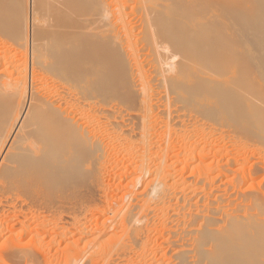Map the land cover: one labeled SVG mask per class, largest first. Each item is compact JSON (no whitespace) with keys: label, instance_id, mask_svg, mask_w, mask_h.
<instances>
[{"label":"bare ground","instance_id":"1","mask_svg":"<svg viewBox=\"0 0 264 264\" xmlns=\"http://www.w3.org/2000/svg\"><path fill=\"white\" fill-rule=\"evenodd\" d=\"M262 70L264 0H0V159L5 151L0 160V211L12 214L6 216L9 222L0 218V243H11L0 250V264H40L37 252L48 231L26 224L25 211L30 207L53 206V212L61 213L70 206L69 210L74 207V212L83 214L87 206L83 192L100 187L103 165L114 149L126 144L119 128L100 125V106L136 100L142 110L139 144L133 148L129 142L123 148L125 155L120 152L125 157L122 162L128 161L135 171L127 185L130 190L126 188L123 194L133 196L137 203L126 209L121 204L115 211L112 205L118 198L114 195L102 207L115 213L113 219L123 215L121 227L127 243L113 247L108 244L112 236L99 240L110 231L113 219L97 228L100 233L92 238L93 227L88 234L78 219L75 232L63 228L58 234L65 247L64 255L59 250L63 255L59 264H137L131 254L137 258L143 250L154 255L161 252V246L155 247L158 240L151 241L153 233L156 239L167 237L162 247L170 256L162 249L160 261L143 258L144 264H264V178L256 191L251 181L264 175ZM190 113L211 121L208 137L218 132L233 149L254 150L258 160H249L253 177L248 172L247 179L246 174L240 177L253 183H247V189L252 186L254 192H236L233 199L221 194L218 178L227 176L229 164L228 170L223 165H204L211 164V160L205 163V152L213 148L192 142L201 130L197 122L190 123L197 116ZM173 119L179 129L170 131L176 140L172 142H180L179 148L191 146L175 163L181 164L179 173L194 163L195 169L211 168L194 172L192 166L195 181L175 180L170 173L173 165L166 164L155 145L151 147L155 122L163 125ZM246 140L260 147H246ZM146 175L150 176L143 187L146 194H134V184ZM201 183L203 187L198 188ZM200 200L206 202L202 205ZM141 201L145 207L139 206ZM97 202L92 208L100 211ZM147 229L153 230L152 239L149 233L144 238ZM75 236L84 248L74 247L72 252L68 247ZM24 238L38 247L35 253L20 246ZM48 259L45 264H50Z\"/></svg>","mask_w":264,"mask_h":264},{"label":"rangeland","instance_id":"2","mask_svg":"<svg viewBox=\"0 0 264 264\" xmlns=\"http://www.w3.org/2000/svg\"><path fill=\"white\" fill-rule=\"evenodd\" d=\"M28 8H29V6H28ZM135 68L133 67V65L131 66V70H134ZM147 68L145 67L144 68V70H146ZM261 79H262V81L264 82V70H262V72H261ZM247 95V94H246ZM248 96V95H247ZM246 96V97H247ZM138 100H136L134 103H127V102H119V101H115V105L113 104V106L114 107H112L111 105V103H103L100 107H101V109H102V111H101V113H100V115L101 116H99V118H100V120H101V122L100 123H102V124H100L101 126H104V127H106L107 126V124H109V125H111V126H113V127H117V128H119V130H120V133H121V135H120V138L121 137H123V138H121V139H123V141L125 140V141H127V142H125L124 141V144L126 143H129V147H133L134 148V146L135 147H137V144H139L138 143V141H139V139H138V137H140V127L139 126H141V113H142V110H140L141 108H140V106L138 105V102H137ZM129 104V105H128ZM136 104H137V106H136ZM110 105V106H109ZM103 107V108H102ZM110 108V110H109V108ZM132 107V108H131ZM112 108H114V109H112ZM135 108V109H134ZM136 108L138 109L137 111H136ZM134 111H133V110ZM131 110V111H130ZM106 111V112H105ZM112 111V112H111ZM111 112V113H110ZM128 112V113H127ZM102 113H104V114H102ZM108 113V114H107ZM114 113V114H113ZM140 113V114H139ZM110 114H111V116H110ZM120 114V115H119ZM138 114V115H137ZM132 115V116H131ZM134 115V116H133ZM137 115V116H136ZM190 116L192 115V116H196L197 114L196 113H190L189 114ZM202 114H198L195 118H193V120H191L192 122H190L191 124H193V122L195 123V122H197V123H195V126H196V128H198L197 130H199V132H200V130H201V132L203 133V134H201V132H200V136H195L194 138H193V141L192 142H194V141H198V143L200 144V145H202V143H207V145H210V147L211 148H213V150L211 149L210 151L208 150V151H206L205 153L208 155V156H206L205 155V157H207L206 158V162L205 163H208V162H210V160H211V164H204V165H212V167H217V166H221L222 167V165L223 166H227V163L229 164V173L227 174V178L226 177H220V178H218V180L220 181V184H219V181H218V183H216L217 185L219 184V186H218V188L220 187V189L219 190H221L220 192H221V194L222 193H224V195L226 196V197H231V199H233V196L235 195V193L237 192V193H239V192H245V190L248 188V186H247V183H248V185L250 184V185H253V183L251 182V181H253L254 182V188L251 186V188L249 187V189H247L246 190V192H248V193H251V192H249V190L250 189H254V191H256L257 190V188L259 189L262 185V181H263V178H264V175L263 174H259L260 176H254V178H252L253 180H251V181H243V180H241L242 178H243V175L244 174H246L247 172L248 173H250L251 175L253 174L252 172L253 171H251V165L253 164V162L255 161L256 162V159L258 160V156L255 154V152H254V150H253V152L252 151H250V148H243V147H239V148H241V149H239L238 147H236V148H232L231 146H229L230 144H228L226 141H227V139L225 138V137H223L224 135H220L218 132H214L212 135H211V137H208V136H210V135H208V133H209V128H208V124H210V120H209V122H208V120H207V117L205 116L204 117V115H203V118H202V116H201ZM117 116V117H116ZM139 116V117H138ZM109 119H108V118ZM112 117H113V119H112ZM120 117V118H119ZM135 119H134V118ZM103 118V119H102ZM106 118V119H105ZM114 118H117V119H115L114 120ZM118 118H119V120H118ZM139 118V119H138ZM206 118V119H205ZM126 119V120H125ZM156 119V118H155ZM158 119V118H157ZM166 120H169L168 118H165ZM165 119H163V120H165ZM186 119H189L190 120V118H187L186 117ZM198 119V120H197ZM200 119V120H199ZM209 119V118H208ZM105 120H107V121H105ZM113 120V121H112ZM123 120V121H122ZM130 120H131V122H130ZM133 120V121H132ZM103 121V122H102ZM109 121V122H108ZM116 121V122H115ZM126 121V122H125ZM203 123H202V122ZM121 122H122V124H121ZM128 122V123H127ZM175 122H176V120L175 119H173L172 120V122H171V120L170 121H164V123H162L163 125H161L160 124V122H159V120L158 121H156L155 122V128L153 129L152 128V130H151V138L153 139V140H151V138L149 139L150 141H151V147L152 148H154V145H155V148H156V151H158V149H159V152H160V154H162V156H163V158L165 159H167V165L169 166V164H172L173 166V168L172 169H170V170H172V171H170V173L171 172H173V173H171V175L173 174L174 176V179L176 178L177 180H187L188 178L189 179H191L192 178V180L193 181H195V179H196V175H194V179H193V175L192 174H190V171H191V168H192V166L194 167V172H196L197 171V169L200 171V172H203V171H205L206 169L207 170H210V169H208V167H206V166H204V165H202V166H200L199 168H197V169H195V167H196V165H191V167H189L187 170H185V172H184V170H183V173H179L180 171V168H181V164H175V163H177V162H179L180 163V161L183 159V157L185 156V154L187 153V151L188 150H186V149H189L188 147H191L189 144H187L186 146H187V148H185V145H183L184 147H182V148H179V146H180V142L178 143V141H177V143H174L176 140H175V137H174V135H173V133H174V131H173V128H176V129H179V126H174V124H175ZM200 122V123H199ZM207 124H205V123ZM114 125H113V124ZM134 123H136V125L134 124ZM139 125H138V124ZM157 123V124H156ZM166 123V124H165ZM202 123V124H201ZM118 124H120L119 125V127H118ZM123 124H124V127H123ZM127 126H126V125ZM205 124V125H204ZM172 126L171 128H169L170 126ZM197 125H198V127H197ZM204 125V126H203ZM157 126H158V128H157ZM164 126V127H163ZM168 126V127H167ZM210 126H211V124H210ZM121 127V128H120ZM123 127V128H122ZM125 127H126V129H125ZM166 127V128H165ZM202 127V128H201ZM205 127V128H204ZM130 128V129H129ZM132 128V129H131ZM161 128V129H160ZM200 128V129H199ZM208 130H207V129ZM214 128H217V126H215ZM124 129V130H123ZM135 129V130H134ZM165 129V130H164ZM167 129H168V131H167ZM204 129V130H203ZM129 130H131V131H129ZM154 130V131H153ZM160 130V131H159ZM127 131V132H126ZM153 131V132H152ZM166 131V132H165ZM170 131H173V133L172 132H170ZM208 131V132H207ZM123 132H125L124 134H122ZM137 132V133H136ZM139 132V133H138ZM157 132V133H156ZM159 132V133H158ZM161 132V133H160ZM132 133V134H131ZM136 133V134H135ZM153 133H156V135L155 134H153ZM164 133V134H163ZM206 133V134H205ZM137 134H138V136H137ZM159 136H158V135ZM163 134V135H162ZM219 134V135H218ZM124 135V136H123ZM154 135H155V137H154ZM160 135H162V136H160ZM165 135V136H164ZM169 135V136H168ZM202 135V136H201ZM207 135V136H206ZM130 136H131V138H130ZM136 136V137H135ZM158 136V137H157ZM172 137V139H171V137ZM219 136H221V137H219ZM135 137V138H134ZM163 137H165V140H164V138ZM167 137V138H166ZM199 137V138H198ZM201 137V138H200ZM206 137V138H205ZM204 140H203V139ZM221 138V139H220ZM134 139V140H133ZM166 139H167V141H166ZM168 139H169V141H168ZM195 139V140H194ZM197 139V140H196ZM205 139H206V141H205ZM213 139V140H212ZM215 139V140H214ZM224 139H226V140H224ZM130 140H132V141H130ZM157 142H156V141ZM164 140V141H163ZM171 140V141H170ZM209 140V141H208ZM212 140V141H211ZM155 141V142H154ZM172 141H174V142H172ZM247 142H246V147L247 146H252L251 148L252 149H257V148H259L260 146H258L257 147V145H260V144H258V143H256L255 141H251L250 142V144H249V141L250 140H246ZM160 142V143H159ZM161 142H162V144H161ZM168 142V143H167ZM216 144H215V143ZM136 143V145H134ZM155 143V144H154ZM171 143V144H170ZM172 143L175 145H172ZM209 143V144H208ZM217 143H219V144H217ZM257 144L256 146L255 145H252V144ZM122 145V147H120V150H121V152L125 155V152H124V149H126V148H128V144L127 145ZM169 146H171L172 145V147L170 148V146L168 147L167 145ZM178 144V145H177ZM213 144H214V146H213ZM222 144V145H221ZM132 145H134V146H132ZM166 145V146H165ZM220 145V146H219ZM224 145V146H223ZM125 146H127V147H125ZM157 146V147H156ZM159 146H160V148H159ZM177 146V147H176ZM253 146L254 147H257V148H253ZM163 147L166 149V150H168V149H170L171 151L170 152H168V151H166L165 149H163ZM231 149H230V148ZM124 148V149H123ZM175 148V149H174ZM183 148H185V149H183ZM180 149V150H179ZM221 149V150H220ZM236 149V150H235ZM238 149V150H237ZM244 149V150H243ZM251 149V150H252ZM120 150H118V148H116V151H115V149H114V151H113V154L111 153V157H109V160L106 162L107 164H105V166L103 165V168H102V170H101V173H100V178H102V179H99V186L100 187H98V189H96V191L95 192H97V190L98 191H100L99 192V194H98V197H97V194L95 193V192H93L94 190H95V187L94 186H91L90 188L91 189H93V190H91L90 188L87 190V191H84L83 192V195L85 196L86 195V200H85V198H83V200H84V202H87V206H86V208L85 209H87V210H83V214L81 213V214H79V213H77V212H74L75 210H74V207L73 208H70L71 210H69V208L68 207H70V206H68L67 207V209H65V210H63V211H61V213H60V211H56L55 210V208H54V212L56 213V217H55V213L53 212V206L52 207H43L42 206V208H41V204L39 205V204H35V206L34 207H30L28 210H26L25 211V214H26V216H25V219H26V221H27V225H29V227H31L32 229H41V230H43V231H48V236L44 239V245L43 246H41L42 248H41V250L39 251V252H37L40 256H41V258H40V256H38L37 255V253L35 254V255H37L38 257H39V260L41 259V261H40V264H45L46 262V258L49 260V263L50 264H59L60 263V261H61V257L65 254V250H64V253H63V249H65V247H64V245L61 243L60 244V241H59V238H60V236L59 235H61V233H62V230L61 229H63V228H65L67 231H69L71 234H72V232H75V230H77V228L79 227L78 226V222H76V220H78V219H80V221H81V224H83V226H84V229L86 228L87 230V232L88 231H90L91 229H92V227H93V229L92 230H94L95 231V233H93L94 231H92L91 233L90 232H88V234L90 233L91 234V236L89 235V237L90 238H92V237H94V236H98L99 234L98 233H100V232H97V231H99V229H101V225L103 224V223H105V222H107L109 219H113L114 217L113 216H115V213H108V207H105V209L104 208H102L103 206H104V202H105V200L107 199V200H110L111 198H113V196L114 195H116V197L118 198V200H116L115 201V203L112 205L116 210L115 211H117L120 207V205H121V207H124V209H126V208H128L129 206H133V204L134 205H136V201L133 199L132 200V197L130 198V196H128L129 198H130V203H129V198H127V196L126 197H124V194L126 193V188H128V184H129V182L135 177V171H134V167L132 166V165H130L129 164V162L128 161H123L122 162V160H121V158L123 159V158H125V157H123L124 155L122 154L121 155V152H120ZM184 150V151H183ZM117 151H118V153H117ZM182 151H183V153H182ZM211 151H212V153H211ZM5 152V151H4ZM4 152H3V156H4ZM163 152H165L164 154H163ZM166 152H167V154H166ZM186 152V153H185ZM257 152V151H256ZM120 153V154H119ZM174 153V154H173ZM180 153V154H179ZM237 155H236V154ZM247 153V154H246ZM118 156H117V155ZM177 154V155H176ZM182 154V155H181ZM166 155H169V156H167V157H165ZM179 155V156H178ZM256 155V156H255ZM2 155H1V159H2V157H3ZM122 156V157H121ZM171 156V157H170ZM175 156H177V157H175ZM180 156H182V158L180 157ZM219 156V157H218ZM221 156V157H220ZM237 156V157H236ZM252 156V157H251ZM173 157V158H172ZM254 157V158H253ZM119 158H120V161H119ZM175 158V159H174ZM253 158V159H252ZM0 159V160H1ZM111 159V160H110ZM113 159H114V163H113ZM178 159H180V160H178ZM233 159H234V161H233ZM239 159H241V160H239ZM243 159V160H242ZM123 160H125V159H123ZM225 160H227V161H225ZM253 161V162H250V161ZM111 161V162H110ZM216 161V162H215ZM116 162V163H115ZM122 162V163H121ZM224 162V163H223ZM120 163V164H119ZM127 163V164H126ZM169 163V164H168ZM219 163V164H218ZM251 163V164H250ZM111 164V165H110ZM121 164H122V166H121ZM246 164V165H245ZM263 164H264V162H263ZM108 165V166H107ZM115 165V166H114ZM124 165H125V167H124ZM235 165V166H234ZM238 165V166H237ZM112 166V167H111ZM130 166H131V168H130ZM234 166V167H233ZM246 166V167H245ZM174 167H175V169H174ZM203 167V169L204 168H206V169H204L203 171H202V168ZM224 167V168H225ZM250 167V168H249ZM106 168V169H105ZM121 168V169H120ZM133 168V170H131ZM223 168V167H222ZM243 168V169H242ZM248 168V169H247ZM105 169V170H104ZM122 169H123V171H122ZM131 171H130V170ZM173 169L176 171L175 173H174V171H173ZM225 169H227V167L225 168ZM224 169V170H225ZM125 170V171H124ZM228 170V169H227ZM239 170L241 171V172H239ZM247 170V171H246ZM107 171V172H106ZM113 171V172H112ZM198 171V172H199ZM106 172V173H105ZM109 172V173H108ZM129 172V173H128ZM178 172V173H177ZM122 173V174H121ZM242 173V174H241ZM247 173V174H248ZM130 174V175H129ZM134 174V175H133ZM247 174L245 175V177L247 176ZM102 175V176H101ZM123 175V176H122ZM126 175V176H125ZM181 175V176H180ZM215 175V174H214ZM254 175V174H253ZM253 175H252V177H253ZM262 175V176H261ZM121 176V177H120ZM230 176V177H229ZM150 176H148L147 177V175L140 181L141 183H135L134 184V187H133V189L132 190H134L133 192H134V194H138V193H142V191L144 192L145 190V184H147V182L149 181V178ZM240 177H241V179H240ZM122 178V179H121ZM128 178V179H127ZM222 178V179H221ZM120 179V180H119ZM124 179V180H123ZM175 179V180H176ZM246 179H247V177H246ZM104 180V181H103ZM123 180V181H122ZM128 180V181H127ZM240 180V181H239ZM245 180V179H244ZM102 182V185H100L101 184V182ZM114 181V182H113ZM118 181H120V182H118ZM145 181H147V182H145ZM239 182V183H238ZM241 182H242V184H241ZM105 183V184H104ZM121 183V184H120ZM126 185H125V184ZM120 184V185H119ZM235 184V185H234ZM239 184H241L240 186H239ZM260 184V185H259ZM199 186H198V188H201V187H203L202 185H203V183H201V184H198ZM249 185V186H250ZM123 186V187H122ZM136 186V187H135ZM260 186V187H259ZM118 187V188H117ZM143 187H145L144 189H143ZM239 187V188H238ZM244 187V188H243ZM130 188H132V186H130ZM233 188H234V190H233ZM118 189V190H117ZM124 189V190H123ZM129 189V188H128ZM118 192H117V191ZM130 190V189H129ZM200 189H198V191H199ZM237 190H239V191H237ZM90 191V192H89ZM146 191H147V189H146ZM146 191H145V193L144 194H146ZM250 191H253V190H250ZM253 191V192H254ZM85 192H87V194L89 195V197H87L88 195L85 193ZM90 194H89V193ZM94 194L95 193V195H96V197H97V200L99 201V204H98V202H97V200L95 199L96 197H95V195H92V197L94 198V200H93V198L91 197V194L92 193ZM85 193V194H84ZM122 193V194H121ZM124 193V194H123ZM133 194V195H134ZM143 194V193H142ZM143 194V195H144ZM99 195H101V196H99ZM112 196V197H111ZM110 197V198H109ZM90 198H92L91 200H88L87 201V199H90ZM120 198V199H119ZM134 198V197H133ZM147 199H149V197L147 198ZM93 200V202H91ZM101 200V201H100ZM104 201V202H103ZM201 201V203H202V205L206 202V200H200ZM88 202H91V203H89L88 204ZM97 202V204H98V206H100V208H99V210L100 211H98V210H96L94 207L92 208V206H93V204H95ZM136 202V203H135ZM142 202V205H141V203H139V206H141V207H145L146 206V202L145 201H141ZM143 202H144V204H143ZM126 203V204H125ZM127 203H129L128 205H127ZM131 204V205H130ZM124 205V206H123ZM91 206V207H90ZM37 207V208H36ZM8 208V207H7ZM45 208H47V210L45 209ZM9 209H11V208H9ZM51 209V210H50ZM95 209V210H94ZM74 210V211H73ZM88 210H89V212H88ZM94 210V211H93ZM102 210V211H101ZM106 210V211H105ZM11 211V210H10ZM44 211H46L45 213H44ZM48 211L50 212L49 214H48ZM66 211V212H65ZM68 211V212H67ZM73 211V212H72ZM98 211V212H97ZM6 214H5V213ZM72 212V213H71ZM0 218L1 219H3V221L4 222H9V220H8V218H7V221H6V216H8V215H10V214H8L7 213V210L5 209H3V210H1L0 211ZM5 214V216H4V214ZM59 213V214H58ZM68 213V214H67ZM76 213V214H75ZM87 213V214H86ZM44 214V215H43ZM54 214V215H53ZM100 214V215H99ZM12 215V214H11ZM10 215V216H11ZM52 215V216H51ZM57 215H59L58 217H57ZM80 215V216H79ZM112 215V216H111ZM119 215H121V216H123L122 214H119ZM45 216V217H44ZM51 216V217H50ZM66 216V218H64ZM79 218H78V217ZM103 216V217H102ZM121 216H118V218H117V216L115 217V219H113V223H109V224H111L110 226H112V228H110L109 230L110 231H108V233L107 234H105V235H103V236H99L100 238H99V240L100 241H104V240H108L111 236V239H110V241H111V243H109L108 242V244L110 245L111 244V246H113V247H117V244L118 245H121L120 243H122V244H125V243H127V238H126V236H125V233H123V230H122V217ZM38 217V218H37ZM61 217V218H60ZM81 217L83 218V219H85L84 221H83V219L81 220ZM85 217V218H84ZM112 217V218H111ZM121 219H120V218ZM47 218V219H46ZM53 218H55V220L53 219ZM57 218V219H56ZM60 218V219H59ZM117 218V219H116ZM46 219V220H45ZM62 219V220H61ZM108 219V220H107ZM33 220V221H32ZM50 220V221H49ZM106 220V221H105ZM119 220V221H118ZM48 221V222H47ZM60 221V222H59ZM90 221V222H89ZM35 222V223H34ZM115 222V223H114ZM116 222H117V225H116ZM120 222V223H119ZM10 223H11V221H10ZM13 223V222H12ZM44 223V224H43ZM57 223V224H56ZM100 223V224H99ZM42 224V225H41ZM88 224V225H87ZM91 224V225H90ZM112 224H114V225H112ZM77 225V226H76ZM100 227H99V226ZM34 228H33V227ZM98 226V227H97ZM115 226V227H114ZM117 226V227H116ZM52 227V228H51ZM67 227V228H66ZM89 227V228H88ZM49 228V229H48ZM76 228V229H75ZM97 228H98V230H97ZM117 228V229H116ZM115 229V230H114ZM118 229H119V231H118ZM120 229L122 230L121 231V233H120ZM71 230V231H70ZM97 230V231H96ZM113 232H112V231ZM50 231V232H49ZM118 231V232H117ZM152 231V232H151ZM57 232V233H56ZM146 232H147V234H146ZM60 233V234H59ZM112 233V234H111ZM148 233H149V238L152 236V233H153V230H149V229H147V231L145 230V233H144V238H146V237H148ZM150 233H151V235H150ZM50 234V235H49ZM55 234H56V236H55ZM59 234V235H58ZM92 234H94L93 236H92ZM111 234V235H110ZM115 234V235H114ZM118 236H117V235ZM120 234H121V236H120ZM147 235V236H146ZM7 236V235H6ZM55 236V237H54ZM58 236V237H57ZM88 236V235H87ZM87 236H86V239H89V237L87 238ZM109 236V237H108ZM49 237V238H48ZM53 237V238H52ZM121 237V238H120ZM155 237H157L154 233H153V236H152V238H150V239H152L151 241H153V240H158V241H156L157 243V245H155V247H157L158 245V247H160L161 246V252H160V250H159V254H157V255H154L153 254V252H151L150 253V251L149 250H143V251H140V252H142V253H140V257L139 256H137V258L136 257H134L132 254L130 255L132 258H134V260L136 261L137 260V264H144V261H146V260H149L151 257L152 258H156L158 261H160L161 260V258H163V257H161V255L162 254H164L167 250H166V247H162V243H163V241H164V239L166 240L167 239V237L166 238H163V239H156ZM50 239V240H48V239ZM124 238V239H123ZM58 241H56V240ZM75 239H77V237L75 236L74 237V241H75ZM85 239V240H86ZM102 239V240H101ZM117 239H118V241H117ZM48 240V241H47ZM116 240V241H115ZM121 240V241H120ZM162 240V241H161ZM49 241H50V243H49ZM54 241V242H53ZM124 241V242H123ZM29 241V239L28 238H24L23 240H20V246L21 247H23V248H26V247H29L32 251H34V253H35V247H36V245L34 244V243H32V242H30ZM45 242H47L46 244H45ZM51 242H53V243H51ZM159 242V243H158ZM19 243V242H18ZM79 243H81V244H79ZM78 243V241L76 242H74L71 246H69L68 248L70 249L71 247V249L70 250H72L74 247L76 248V250L77 249H83L84 248V245H83V242H79ZM117 243V244H116ZM11 244V243H10ZM8 245V242H7V244H3L2 242L0 243V250H3V249H5V248H7V247H10L11 245ZM53 244V245H52ZM150 244L151 245H153V243L152 242H150ZM161 244V245H160ZM5 245H7V246H5ZM150 245V246H151ZM154 245L151 247L153 250H154ZM46 246V247H45ZM48 246V247H47ZM57 247V248H56ZM83 247V248H82ZM157 247V248H158ZM38 247H36V249H37ZM47 248H48V250H49V252L48 251H46L47 250ZM59 248V249H58ZM67 248V249H68ZM46 249V250H45ZM66 249V250H67ZM68 249V250H69ZM165 251H163V250ZM44 250H45V252L46 253H48V254H46L45 252H44ZM55 250V251H54ZM57 250V251H56ZM59 250H60V252L62 251V253H63V255H62V253H60L59 252ZM69 250V251H70ZM75 249H73L72 250V252H74V251H76ZM155 250H156V248H155ZM55 252V253H54ZM143 252H145V253H143ZM44 253H45V255H44ZM168 253H169V255H168ZM51 256H50V255ZM57 254V255H56ZM144 254V255H143ZM161 254V255H160ZM49 255V256H48ZM60 255H62L61 257H60ZM167 255L168 256H170V252H168L167 251ZM47 256V257H46ZM56 256H58V259H57V257ZM146 256V257H145ZM154 256V257H153ZM44 257V258H43ZM42 258H43V260H42ZM55 258V259H54ZM143 258L145 259L146 258V260H143ZM143 261H141V260ZM140 260V261H139ZM54 262V263H53ZM142 262V263H141ZM166 262V261H165ZM164 262V263H165ZM83 264V263H82ZM124 264H127V263H124ZM132 264V263H131Z\"/></svg>","mask_w":264,"mask_h":264}]
</instances>
